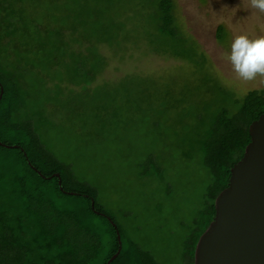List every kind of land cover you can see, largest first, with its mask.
Returning <instances> with one entry per match:
<instances>
[{
	"label": "rangeland",
	"instance_id": "374dc122",
	"mask_svg": "<svg viewBox=\"0 0 264 264\" xmlns=\"http://www.w3.org/2000/svg\"><path fill=\"white\" fill-rule=\"evenodd\" d=\"M160 3L0 0V65L23 92L14 120L31 121L95 189L124 246L181 264L212 203L202 151L212 122L264 90V75L244 80L228 59L237 37L264 39V11L252 0H170L167 35Z\"/></svg>",
	"mask_w": 264,
	"mask_h": 264
},
{
	"label": "trees",
	"instance_id": "16d2710c",
	"mask_svg": "<svg viewBox=\"0 0 264 264\" xmlns=\"http://www.w3.org/2000/svg\"><path fill=\"white\" fill-rule=\"evenodd\" d=\"M160 6V30L173 35L170 0H161ZM1 88L0 142L7 144L3 139L12 137L17 147L0 145V264H106L118 249L116 230L96 204L95 189L77 181L67 166L46 150L31 121L14 120L22 107L23 92L0 65V92ZM263 112L264 90H253L236 113L230 116L223 110L212 122L202 145L204 163L213 177L212 203L200 213L181 264H193L195 246L214 218L215 198L226 188L231 168L250 142L249 126ZM55 174L60 175L62 190ZM90 216L100 218L108 233L98 230L95 226L99 224ZM116 229L119 231L117 225ZM121 243L120 254L111 264H162L137 244L125 247L122 237Z\"/></svg>",
	"mask_w": 264,
	"mask_h": 264
},
{
	"label": "water",
	"instance_id": "95a60500",
	"mask_svg": "<svg viewBox=\"0 0 264 264\" xmlns=\"http://www.w3.org/2000/svg\"><path fill=\"white\" fill-rule=\"evenodd\" d=\"M2 93L1 88L0 99ZM249 135L250 142L231 168L226 188L215 198V215L195 246L193 264H264V112L249 126ZM54 176L62 190L60 175ZM107 219L116 230L118 244L116 253L106 262L111 264L120 254L122 243L116 225Z\"/></svg>",
	"mask_w": 264,
	"mask_h": 264
},
{
	"label": "clouds",
	"instance_id": "9594fccd",
	"mask_svg": "<svg viewBox=\"0 0 264 264\" xmlns=\"http://www.w3.org/2000/svg\"><path fill=\"white\" fill-rule=\"evenodd\" d=\"M252 3L264 11V0H252ZM228 59L244 80H252L257 74L264 75V39L250 41L245 36L237 37L231 45Z\"/></svg>",
	"mask_w": 264,
	"mask_h": 264
}]
</instances>
